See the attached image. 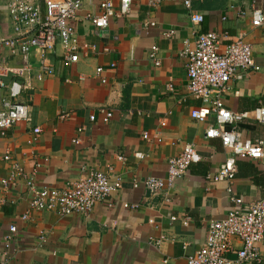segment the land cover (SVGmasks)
Returning a JSON list of instances; mask_svg holds the SVG:
<instances>
[{
    "label": "crops",
    "instance_id": "1",
    "mask_svg": "<svg viewBox=\"0 0 264 264\" xmlns=\"http://www.w3.org/2000/svg\"><path fill=\"white\" fill-rule=\"evenodd\" d=\"M32 1L42 9V0ZM7 2L0 0V41L15 37ZM98 4L99 0H83L73 23L78 62L65 68L59 45L48 54L52 76L35 79L39 50L30 51L25 59L0 50L1 68L26 67L32 75L30 87L15 99L28 107L29 120L0 134V182L9 172L2 161L9 153L26 175L35 163L41 164L34 177L39 187L62 189L85 168L120 177L122 188L97 204L88 217L28 211L29 220L21 221L29 198L24 180L6 190L0 183V253L8 226L18 229L9 264H186L187 257L204 245L208 223L241 209L229 201L228 187L243 200L244 208L264 197V144L262 159L250 161L235 159L219 139L204 138L208 126H217L212 118L201 123L190 117L203 105L188 91L185 60L180 56L192 47L195 31L226 32L227 43L245 36L255 71L233 82L221 104L233 114L248 112L250 118L219 128H235L242 140L264 142V125L251 115L264 107V29L252 28L250 17L253 7L264 10V0L194 1L190 11L202 16L199 26L191 23L190 12L180 4L163 3L152 9L146 0H139L125 16L112 18L105 30L85 20L87 14L98 13ZM113 4L117 11L118 1ZM241 11L246 14L243 18ZM154 46L159 66L148 58ZM97 68L103 69L105 84L96 75ZM2 79L6 84L25 83V78L12 74ZM6 95L7 90H0V100ZM100 108L112 114L107 123L100 120ZM61 114L67 117L60 120ZM93 115L96 120L90 122ZM35 128L40 129L38 135L33 134ZM186 144L193 146L200 161L189 166L168 194L149 196L144 179L164 178L167 161ZM230 159H235L236 167L231 184L207 179ZM170 217L177 220L170 222ZM185 217L187 226L182 225ZM233 245L239 248L235 240ZM259 254L258 264H264V238Z\"/></svg>",
    "mask_w": 264,
    "mask_h": 264
},
{
    "label": "built area",
    "instance_id": "2",
    "mask_svg": "<svg viewBox=\"0 0 264 264\" xmlns=\"http://www.w3.org/2000/svg\"><path fill=\"white\" fill-rule=\"evenodd\" d=\"M117 1L116 11L113 0H99L98 13L87 14L85 20L95 29L105 30L112 18L118 19L125 16L130 7L139 0ZM194 1L206 0H146L147 6L152 9L163 3L180 4L190 12L191 23L199 26L203 22L202 16L190 11ZM82 3L83 0H42L41 9L32 0H8L7 10L13 23L15 37L0 41V50L6 49L12 56L20 54L24 59L30 51L39 50L41 61L39 72L35 75V79L39 81L45 76L54 74V69L47 63V56L56 45L62 48L63 66L69 68L78 62L73 23L82 8ZM250 13L251 27L264 29V10L253 7ZM245 15L244 11L239 12L240 18ZM194 34L192 47H186L180 55L185 60L188 91L191 95L200 98L203 105L193 109L190 117L201 123L212 118L217 128L208 126L204 131V138L219 139L223 148L230 150L235 159L250 161L262 159L264 144L262 140L255 142L242 140L235 128L229 131L219 128L225 124H235L250 118L248 112L233 114L226 110L221 101L233 82L241 81L245 73L255 71L251 45L246 42L243 35L227 43L225 41L229 36L226 32L195 31ZM157 51V47L154 46L148 53V58L154 66H159ZM95 72L100 77L101 83L105 84L106 80L101 78L103 69L97 68ZM7 74L25 78V83L6 84L2 78ZM82 79V77L79 78L80 81ZM31 80V71L26 67H0V90H7V95L0 100V134L20 121L29 120L28 107L16 102L15 99L20 95L21 90H27L28 86L30 87ZM64 82L70 83L68 79ZM98 114L103 123H107L112 117L111 112L103 108L98 110ZM251 115L255 122L264 125V107L255 108ZM66 117V114H61L59 119L63 120ZM95 120L96 115L89 117L90 122ZM39 133V128L33 130L34 135ZM35 140L34 138L31 142ZM134 157L141 158V154H135ZM235 159L227 160L219 167L216 176H208L207 179L214 182L226 181L231 184L236 173ZM117 160L122 161L123 158L118 156ZM2 161L9 165L7 177L0 182L2 188L6 190L7 187L15 186L20 179H23L26 185L29 197L28 210L21 216V221L29 220L28 211H47L59 216L88 217L97 204L105 202L122 188L120 177L85 168H81L82 175L79 178L67 183L62 189L39 187L35 184L34 177L41 167L40 163H35L31 172L26 175L9 153L2 157ZM199 161L200 156L193 146L186 144L178 156L167 161L164 178L149 177L144 179L142 185L151 197L161 192L168 194L174 184L185 176L189 166ZM108 171H112V168L109 167ZM226 192L229 201L241 209H232L223 219L210 221L204 245L187 257L186 264H258L260 262L259 244L264 238V197L244 208L243 200L235 197L230 187ZM165 202H169V199L165 198ZM123 207L136 209L138 206L124 204ZM169 220L174 222L177 218L170 217ZM188 221L189 218L185 217L182 225L187 226ZM17 231L15 225H10L3 235L0 264H9L12 260L16 252L14 240ZM234 240L238 242L239 248L234 247ZM160 242L161 240L155 241L157 245Z\"/></svg>",
    "mask_w": 264,
    "mask_h": 264
}]
</instances>
